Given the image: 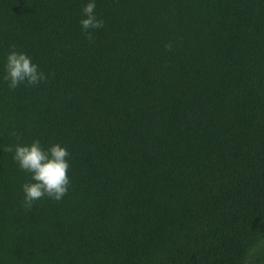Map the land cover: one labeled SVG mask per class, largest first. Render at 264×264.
I'll list each match as a JSON object with an SVG mask.
<instances>
[{"label": "trees", "instance_id": "1", "mask_svg": "<svg viewBox=\"0 0 264 264\" xmlns=\"http://www.w3.org/2000/svg\"><path fill=\"white\" fill-rule=\"evenodd\" d=\"M89 2L0 0V264H264V0H95L94 42ZM12 131L67 147L63 200L24 207Z\"/></svg>", "mask_w": 264, "mask_h": 264}, {"label": "clouds", "instance_id": "2", "mask_svg": "<svg viewBox=\"0 0 264 264\" xmlns=\"http://www.w3.org/2000/svg\"><path fill=\"white\" fill-rule=\"evenodd\" d=\"M95 8V0H91L83 8L86 18L80 20L81 28L90 42H94V37L89 30H99L104 27V21L97 18ZM165 47L171 50L172 45L167 44ZM3 80L9 90L15 91L21 84L35 87L47 82L48 75L32 62L31 57L15 50L13 45L6 58ZM10 135L17 143L4 146L3 151L13 153V160L20 170L30 177L22 184L24 207L31 209L36 201L45 197L55 201L63 200L71 187L69 175L71 163L68 159L71 153L67 147L54 143L45 148L39 139H33L30 144L20 143L22 133L12 131Z\"/></svg>", "mask_w": 264, "mask_h": 264}]
</instances>
